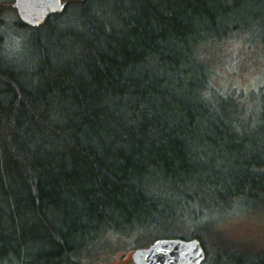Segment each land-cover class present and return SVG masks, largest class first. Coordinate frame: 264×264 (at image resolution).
Here are the masks:
<instances>
[{
	"label": "trees",
	"instance_id": "obj_1",
	"mask_svg": "<svg viewBox=\"0 0 264 264\" xmlns=\"http://www.w3.org/2000/svg\"><path fill=\"white\" fill-rule=\"evenodd\" d=\"M63 1L31 27L0 0V264H79L147 230L264 264L208 228L264 214V95L218 88L209 59L264 48V0Z\"/></svg>",
	"mask_w": 264,
	"mask_h": 264
},
{
	"label": "rangeland",
	"instance_id": "obj_2",
	"mask_svg": "<svg viewBox=\"0 0 264 264\" xmlns=\"http://www.w3.org/2000/svg\"><path fill=\"white\" fill-rule=\"evenodd\" d=\"M7 1L12 4L14 0ZM5 15L12 19L19 18L12 6L6 10ZM244 42L241 38L237 41L226 40L209 52V57L211 56L209 59L212 60L211 66L220 75L219 79L215 80L217 87L224 90L235 88L243 92L245 100L254 108L263 101L264 90L258 91L264 87V48L256 45L250 48ZM255 93L256 99L253 97ZM208 228L219 232L220 239L236 241L246 246L254 245L256 249L264 247V214L234 216L225 220L223 224L213 222ZM172 229L176 227L173 225ZM160 235L161 232L157 230H147L137 238L108 235L107 239L102 238L94 247L93 252L99 251L97 253L99 255H83L79 264H133L131 262L133 251L148 247Z\"/></svg>",
	"mask_w": 264,
	"mask_h": 264
},
{
	"label": "water",
	"instance_id": "obj_3",
	"mask_svg": "<svg viewBox=\"0 0 264 264\" xmlns=\"http://www.w3.org/2000/svg\"><path fill=\"white\" fill-rule=\"evenodd\" d=\"M20 20L31 27L43 25L53 14L65 9L63 0H14ZM206 251L198 238H161L151 245L137 250L134 260L137 264H203Z\"/></svg>",
	"mask_w": 264,
	"mask_h": 264
},
{
	"label": "flooded vegetation",
	"instance_id": "obj_4",
	"mask_svg": "<svg viewBox=\"0 0 264 264\" xmlns=\"http://www.w3.org/2000/svg\"><path fill=\"white\" fill-rule=\"evenodd\" d=\"M95 246H93L92 248H91V250H94L95 248H94ZM128 249H131V248H128ZM128 249H126V250H128ZM88 250H90V249H88ZM91 250L89 251V252H84L82 255H99V254H97L98 252H91ZM135 254V251H133V253L131 254L132 255V260H131V262L133 263V264H137L136 262H135V260H134V257H133V255ZM109 255H111V254H109ZM120 255H126L125 253H120ZM119 264H125V263H119Z\"/></svg>",
	"mask_w": 264,
	"mask_h": 264
}]
</instances>
